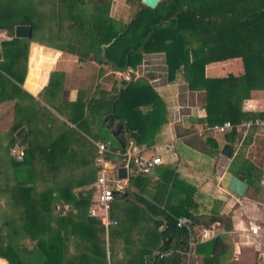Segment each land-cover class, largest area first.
<instances>
[{"label": "trees", "instance_id": "trees-1", "mask_svg": "<svg viewBox=\"0 0 264 264\" xmlns=\"http://www.w3.org/2000/svg\"><path fill=\"white\" fill-rule=\"evenodd\" d=\"M113 1L0 0V28L9 34L0 41V102L33 98L19 84L26 75L30 43L35 41L81 60L94 58L115 70L136 71L145 56L162 54L166 81L185 67L193 83L198 73L204 76L206 63L240 57L243 74L205 80L207 88H216L205 97L207 120L238 124L264 118V112L242 111V101L251 91L264 88V0H161L155 8L142 0H126L136 9L124 22L113 17ZM90 6L94 12L88 15ZM19 24L32 26L31 37L15 35ZM189 27L194 29L186 32ZM194 41L201 46L189 47L188 42ZM215 41L221 45L210 46ZM63 74L55 71L43 93L63 88L54 85ZM117 77L125 81L124 87L109 90L98 84L93 94L87 89L80 93L90 100L87 122L98 141L112 144L108 131L117 136L119 145L112 144L114 149L124 150L130 138L152 147L166 121V103L144 75L130 80ZM5 82L13 87L12 94ZM42 109L12 125L9 142L0 144V194H7L12 206V212L0 218V256L9 264H236L231 261L234 243L224 234L196 245L194 251L203 255L200 263L188 262L176 250L168 257L170 263L155 253L188 249L191 235L177 225L180 216L191 220L194 239H199L201 228L217 222L229 229L228 216L199 212L194 187L170 164L134 180L137 192L116 194L111 216L118 223L107 232L89 214L97 142L65 121L55 125L51 110ZM24 125L26 130L16 136ZM54 129L59 131L53 134ZM20 143L26 144L25 155L16 161L11 148ZM213 147L212 153H220L216 142ZM74 170L78 172L61 177ZM242 178L248 181L246 174ZM149 183L157 187L154 199L142 195L149 192Z\"/></svg>", "mask_w": 264, "mask_h": 264}, {"label": "crops", "instance_id": "crops-1", "mask_svg": "<svg viewBox=\"0 0 264 264\" xmlns=\"http://www.w3.org/2000/svg\"><path fill=\"white\" fill-rule=\"evenodd\" d=\"M193 29L189 27L186 32ZM220 45L219 41L210 42V46ZM39 46H42L41 50ZM188 46L198 47L201 44L194 41L193 44L188 42ZM55 71L64 73L62 76L58 75L54 83L57 87L63 85V88L61 86L55 92L43 93V89L48 85ZM132 71L133 77L142 74L154 83L155 89L166 103V121L161 125L155 137V145H160L161 148L167 147L163 153V164L175 166L179 175L191 185H193L191 180L193 179L197 181V185H203V189L207 191H214L215 187L219 186V190H223L221 191L223 199L220 203L214 206L198 202L199 212L228 216L229 230L226 232L230 234V231L235 232L238 229L242 237L247 240V245L252 246L254 252H258L249 253L251 255L246 262L239 261L241 256H236L238 259H235L234 255L231 261L234 260L236 264H264V244L259 247L254 243L256 241L254 237L261 235L260 241L264 242V125L250 127L240 132L236 131L234 134L205 129L211 125L207 120L208 110L204 105L205 97L208 90L215 93L214 89H216L207 88L205 80L237 77L243 74L245 67L242 58L231 57L206 63L204 76L198 73L193 83L190 82L192 79L187 76L185 67L177 70L173 80L166 81L162 54L145 56L138 64L137 70ZM117 79L119 78L115 69L108 64L99 63L91 57L81 60L74 53L32 41L29 46L26 75L19 85L33 98L7 99L0 102V144H6L10 139L12 125L35 113L40 114L43 107L51 110L55 125L65 121L81 130L96 143L98 141L97 132L88 124L86 117L90 100L88 97L81 98L79 95L86 89L93 94L98 84L109 90L124 87L125 81ZM4 86H8V92L12 94L11 84L5 82ZM219 94H222V90L221 92L219 90ZM220 111L217 114H221ZM242 111L264 112V88L251 91L250 96L242 101ZM22 127L26 130L25 125ZM57 131L59 130L54 129L53 134ZM214 142L218 144L220 153H212ZM226 144L234 147L231 156L222 152ZM76 172L78 171H69L61 177L73 175ZM245 174L248 176V181L244 180L249 187L244 196H239L230 191L227 184L233 176L242 178ZM146 188L152 189L150 183ZM195 189L198 190V188ZM134 191L137 192L138 188L136 187ZM153 202L158 204L155 200ZM2 206L7 207L4 213L8 216L7 214L12 212L11 201L7 200L6 205L0 203V209L4 208ZM0 215L2 216V211ZM217 224L221 225L220 222L214 225ZM224 228L222 226L221 230ZM248 230L255 235L249 233ZM224 232L221 233L225 235ZM234 244L233 254L236 255V252L240 251L237 243ZM195 256L203 257L202 254ZM0 264H9V262L0 256ZM220 264L228 263L221 262Z\"/></svg>", "mask_w": 264, "mask_h": 264}, {"label": "built area", "instance_id": "built-area-1", "mask_svg": "<svg viewBox=\"0 0 264 264\" xmlns=\"http://www.w3.org/2000/svg\"><path fill=\"white\" fill-rule=\"evenodd\" d=\"M8 36L7 30L0 28V41L5 40ZM119 72V77L123 79L130 80L133 77V71L119 70ZM261 125H264V118L247 119L238 124L225 120L211 124L205 129L219 133H229L233 130L240 132L250 127ZM96 144L97 155L95 165L97 175L94 182L90 185L93 189V199L89 208V214L97 217L108 232L112 225L118 223L117 219L111 216L112 202L116 194L133 191L134 180L140 176L152 173L157 166L163 164V153L167 147L161 148L160 145L147 147L146 145L138 144L133 138L129 139L128 145L124 150L121 147L114 149L112 144L107 141H97ZM25 149V143L17 144L11 148V155L16 161H23ZM121 169H125V176L120 174ZM177 225L179 227H186L190 232L188 249L156 250L155 253L159 254L160 257L168 258L175 250L188 257L191 254L193 246H196L199 242L212 239L217 235L215 225L213 224L210 227L201 228L198 234L199 239L192 238L194 228L187 216L178 217Z\"/></svg>", "mask_w": 264, "mask_h": 264}, {"label": "rangeland", "instance_id": "rangeland-1", "mask_svg": "<svg viewBox=\"0 0 264 264\" xmlns=\"http://www.w3.org/2000/svg\"><path fill=\"white\" fill-rule=\"evenodd\" d=\"M113 5H112V8H111V13H112V15H113V17L117 20V21H120V22H124L128 17L130 18V16L134 13V11H135V7H130L129 5H128V3L126 2V0H115V1H113V3H112ZM89 9V10H88ZM87 10H88V12L87 13H89L90 11L91 12H94V9L92 8V6H90V8H88ZM91 13H89L88 15H90ZM87 15V16H88ZM69 35H73V34H69ZM67 41V40H66ZM65 41V42H66ZM115 73H116V75L117 76H120L119 74H120V72H119V70L118 69H116L115 70ZM119 80V79H118ZM117 81V80H116ZM107 138H108V140L109 141H111L112 142V144L114 145V146H118L119 145V138L117 137V136H115L111 131H108V133H107ZM7 142H9V139H8V141ZM6 143V142H5ZM5 145V144H4ZM26 145V144H25ZM200 145V144H199ZM198 145V146H199ZM158 152H160V150H158ZM75 174V173H74ZM148 175H150V174H148ZM1 176H3V174H1ZM69 176H71V175H69ZM68 176V177H69ZM192 181H193V187H194V190H195V192H196V196H195V198L198 200V202H199V204H204V203H208V204H210V205H214V206H217L219 203H220V201L223 199V197L221 196V194H222V192L221 191H223V190H219V188L218 187H215V190L214 191H207V190H205V189H203V185H197V181H194L193 179H191ZM152 182H156V178L155 177H153L152 178ZM11 183H12V180H11ZM4 184V183H3ZM153 185H156V183H154ZM133 188H134V190H135V185H133ZM195 188H198V190H196ZM77 189V188H76ZM79 189V188H78ZM153 189H155V190H153ZM203 189V190H202ZM131 191L132 193H134L135 191ZM157 191V187H152V189H150L149 190V192L148 191H145V192H143L142 193V195H144L145 197H149V198H152V199H154L153 198V193H155ZM225 191V190H224ZM226 193V192H225ZM8 195L6 194V195H4V194H0V203H1V205L2 204H5L6 205V202H7V200H8ZM221 197V198H220ZM140 202H143V200L142 199H140L139 200ZM2 207H4V206H2ZM4 209L6 210L7 209V207L5 206L4 208H1L0 209V211H2V216H1V218L5 215V213H4ZM227 219V218H226ZM220 227V228H219ZM215 228H216V231H217V235L218 234H222L221 232H223V231H225L224 233H225V235L226 236H229V237H231L230 239L232 240V241H234V243H237L236 245L239 247V251L240 252H236V255L235 254H233L234 255V258L236 259L238 256H241V259L239 260V261H247V258L251 255H249V253H252V252H254L253 251V249H252V246H250V245H247V240L246 239H244L243 237H242V233L237 229L235 232L234 231H230L231 233L229 234L228 232H226L227 230H229V229H226V228H224V230H221L222 229V224L220 225V226H218V224L215 226ZM249 231V233H251L252 235H255L252 231H250V230H248ZM263 233H264V231H263ZM260 237H262V235L260 236ZM260 237H254L255 238V242L254 243H256L257 244V246H259V247H262V245L264 244V242L262 243V241H260ZM28 246H31V244H28ZM234 246H235V244H234ZM196 246H193L192 247V251H191V254L188 256V262H192V263H199V262H201L202 261V259H203V257H201V258H199L198 256H195L196 254H198V253H196V251H194V248H195ZM254 247V246H253ZM255 248V247H254ZM121 253H122V251H121ZM235 253V252H234ZM254 253H258L257 251H255ZM123 255V254H122ZM237 256V257H236ZM250 258V257H249ZM238 259V258H237ZM233 262H235L234 260H232V263ZM239 263V262H238ZM241 264V263H240Z\"/></svg>", "mask_w": 264, "mask_h": 264}, {"label": "water", "instance_id": "water-1", "mask_svg": "<svg viewBox=\"0 0 264 264\" xmlns=\"http://www.w3.org/2000/svg\"><path fill=\"white\" fill-rule=\"evenodd\" d=\"M160 0H142L143 4L151 7V8H155L158 3H159ZM15 35L17 37H25V38H28V37H31L32 35V26L31 25H28V24H19L16 26V29H15ZM42 46H39V50H41ZM123 70H128L130 72H132L130 69L126 68V67H123L122 68ZM25 131V127H21L18 131H17V136H20L23 132ZM233 150H234V147L229 145V144H226L223 149H222V152L231 156L233 154ZM120 174L122 176H125V169H121L120 170ZM249 185L248 183L238 177V176H233L228 184H227V188L236 193L237 195L239 196H244V194L246 193L247 189H248ZM168 263H170L171 260L170 258H167L166 259ZM175 264H177V261H173Z\"/></svg>", "mask_w": 264, "mask_h": 264}]
</instances>
